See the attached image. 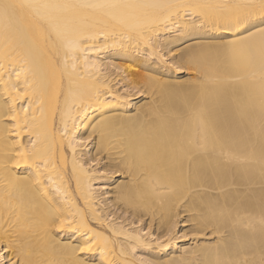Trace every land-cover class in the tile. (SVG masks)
I'll use <instances>...</instances> for the list:
<instances>
[{
  "label": "bare ground",
  "instance_id": "bare-ground-1",
  "mask_svg": "<svg viewBox=\"0 0 264 264\" xmlns=\"http://www.w3.org/2000/svg\"><path fill=\"white\" fill-rule=\"evenodd\" d=\"M261 12L0 0V264H264Z\"/></svg>",
  "mask_w": 264,
  "mask_h": 264
},
{
  "label": "snow or ice",
  "instance_id": "snow-or-ice-1",
  "mask_svg": "<svg viewBox=\"0 0 264 264\" xmlns=\"http://www.w3.org/2000/svg\"><path fill=\"white\" fill-rule=\"evenodd\" d=\"M260 4H261V8H262L261 15H262V17H264V0H260ZM82 251H84V249H82Z\"/></svg>",
  "mask_w": 264,
  "mask_h": 264
}]
</instances>
